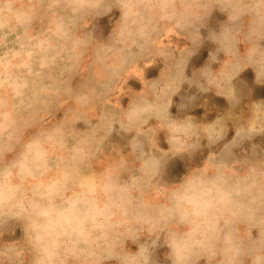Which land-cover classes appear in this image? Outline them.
<instances>
[{"label": "clouds", "instance_id": "clouds-1", "mask_svg": "<svg viewBox=\"0 0 264 264\" xmlns=\"http://www.w3.org/2000/svg\"><path fill=\"white\" fill-rule=\"evenodd\" d=\"M261 40L264 0H0V264H264V97L232 115ZM207 93L230 110L198 118Z\"/></svg>", "mask_w": 264, "mask_h": 264}, {"label": "rangeland", "instance_id": "rangeland-1", "mask_svg": "<svg viewBox=\"0 0 264 264\" xmlns=\"http://www.w3.org/2000/svg\"><path fill=\"white\" fill-rule=\"evenodd\" d=\"M225 17L219 14L218 12L213 14L211 17L206 18L205 23L208 28H216L220 23L224 21ZM106 27V26H105ZM203 32V30H201ZM107 39V37H105ZM163 46L166 48H183L186 44L191 47L190 41L186 38V35H176L175 33H166L163 41ZM261 46H264V40L260 41ZM240 51L243 53L245 51V44L240 45ZM207 51H204L196 56H194L188 66L186 71V75L191 76L194 71H197L199 67L203 66L206 63ZM224 57L221 55V60ZM164 60L157 59L156 63L150 64H141L140 70L143 74V81H155L159 79V72L163 70ZM219 64H214V69H219ZM88 74H85V77H77L73 80L72 86L74 88H79L82 85L87 83ZM253 73L251 70L243 73L237 81H234L236 85L237 94L241 96V102L234 110H232L233 120L242 121L248 116L247 105L251 100H254L258 97H264V90L256 89L255 84L253 82ZM143 81H141L140 77L137 76L135 72H130L127 76L126 82L122 83V92L124 95L119 96V102L126 106L127 100L130 99L135 93L139 92L143 87ZM197 90L193 87L189 89L187 85H184L181 90V94L187 97L192 95H196ZM174 105L180 103L179 96L173 98ZM198 106V109L193 112V114L197 115L198 118H202L201 113H211L215 115L220 112H228L230 110V106L225 102L223 98L217 97L214 93L200 94L195 101ZM97 111H100V105H97ZM175 111V108L173 109ZM209 119L212 118L210 115ZM122 143L117 139L113 141L112 148H120L122 147ZM112 149H109L111 151ZM244 157L241 156L240 160L243 161Z\"/></svg>", "mask_w": 264, "mask_h": 264}]
</instances>
